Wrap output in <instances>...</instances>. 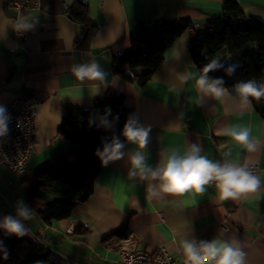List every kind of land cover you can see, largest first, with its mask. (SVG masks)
Segmentation results:
<instances>
[{"label": "crops", "instance_id": "crops-1", "mask_svg": "<svg viewBox=\"0 0 264 264\" xmlns=\"http://www.w3.org/2000/svg\"><path fill=\"white\" fill-rule=\"evenodd\" d=\"M31 1L35 2L19 11L13 0H0V109L16 99L21 104L32 94L40 100L26 178L19 179L0 164V225L11 217L22 225V236L33 241L38 237L35 242L71 264H119L124 239L113 242L111 237L120 228L126 230L131 246L151 253L163 246L181 259L184 241L194 244L207 236L208 243L235 241L245 264H264V117L250 100L242 102L224 86L216 85L225 90L219 99L200 89L196 82L204 75L188 46L205 32L209 18L221 14L224 0ZM237 1L246 15L264 20V0ZM77 3L88 5L92 32V27L71 18L68 8ZM169 18H189L193 29L167 48L151 79L138 86L115 75L113 51L130 46L140 25ZM16 30L23 35L15 36ZM228 58L238 59L225 48L217 53L219 62ZM93 64L100 78L77 77L79 68ZM212 82L207 77V84ZM257 85L261 88L264 82ZM110 89L123 93L133 110L127 125L148 130L145 146L125 137L115 158H109L114 147L109 148L88 198L68 217L46 223L25 199L34 172L69 150V141L59 135L68 109L92 107ZM235 125L251 130L253 151L216 135L217 130ZM193 144L213 163L226 159L257 165L256 191L237 200H221L217 185L209 182L203 193L163 192L162 181L151 173L162 168L173 152L185 156ZM137 153L144 171L132 164ZM6 233L0 226V235Z\"/></svg>", "mask_w": 264, "mask_h": 264}, {"label": "trees", "instance_id": "trees-1", "mask_svg": "<svg viewBox=\"0 0 264 264\" xmlns=\"http://www.w3.org/2000/svg\"><path fill=\"white\" fill-rule=\"evenodd\" d=\"M72 19L92 27L89 7L77 3L68 8ZM194 23L189 18L164 19L152 26L140 25L131 37L130 46L113 51L115 75L144 85L161 64L164 53ZM189 50L202 74L215 81L220 79L231 95L239 83L264 82V20L248 16L237 0H224L219 16L209 18L206 31L189 42ZM236 55L228 66L219 62L221 49ZM216 62L206 74L205 66ZM231 69V74H229ZM264 117V96L257 101L248 98ZM133 110L125 102L123 93L110 89L104 97L96 98L93 106L68 109L59 128V135L70 143L67 152L34 172V182L25 191L28 206L46 223L68 217L73 208L88 198L93 189L101 162L107 150L126 137L127 125ZM127 237L124 228L112 235V241ZM0 264H69L61 256L37 242L17 234L0 235Z\"/></svg>", "mask_w": 264, "mask_h": 264}, {"label": "clouds", "instance_id": "clouds-1", "mask_svg": "<svg viewBox=\"0 0 264 264\" xmlns=\"http://www.w3.org/2000/svg\"><path fill=\"white\" fill-rule=\"evenodd\" d=\"M216 66V62L213 61L205 66L203 71L206 74ZM231 71L229 69V74H231ZM75 74L79 79H83L85 76L100 78L102 75L95 64L91 67H81ZM196 83L200 89L214 94L218 99L225 91L216 86L222 84V80L217 79L211 84H207L206 75L201 76ZM236 91L240 94L242 102L250 103L248 99L250 96L257 101L264 96V85L258 90L251 81L239 83L236 85ZM250 131L247 127L235 125L217 130L216 135L228 136L248 151H253L254 145L249 140ZM4 132V120L0 119V135ZM147 134V129H133L130 125H125L124 135L128 140L138 142L140 148L145 146ZM121 146L116 144L112 150V156L109 158H115L117 150ZM225 155H229V153H225ZM132 164L134 167L144 171L142 157L139 153L132 158ZM246 168L247 165L237 166L231 163H225L224 165L213 163L205 156L200 155V148L193 144L183 157L173 152L167 159L166 164L152 172L151 175L153 178L159 177L162 181L160 189L165 193L182 194L190 189H195L197 193H203L205 191L203 186L215 180L218 182L217 188L221 200H237L245 193L256 191L260 183L259 179L247 171ZM20 215L28 218V213L25 211H21ZM0 226L4 227L9 233H16L18 236L24 234L22 225L11 217H5L3 225ZM234 245L235 241L232 243H221L213 240L211 243L204 244L200 250H197L192 243L183 242L184 252L191 264H208L210 260L215 261V264H245L244 253L238 246ZM201 252L203 254H200Z\"/></svg>", "mask_w": 264, "mask_h": 264}, {"label": "built area", "instance_id": "built-area-1", "mask_svg": "<svg viewBox=\"0 0 264 264\" xmlns=\"http://www.w3.org/2000/svg\"><path fill=\"white\" fill-rule=\"evenodd\" d=\"M34 2L31 0H13V5L19 11H23ZM14 35L21 37L23 32L16 30ZM232 61L231 58L227 59L228 66H231ZM39 105V98L32 94L24 98L21 104L16 99L0 109V119L4 120L5 126V132L0 135V164L5 165L21 180L25 179L29 172V163L34 153L35 127ZM217 163L220 165H224L225 163H231L237 166L247 165L246 170L252 175H256L259 172L257 165L246 162L235 163L222 159ZM210 182L215 185L218 183L215 180ZM126 238L120 247L119 264H191L184 252V248L182 250V258L175 259L163 246L158 247L155 252L151 253L145 249H138L131 246V243L127 242ZM35 241L39 242L40 239L37 237ZM206 243H208V237L203 236L193 245L197 250H200ZM52 252L56 253L54 251ZM200 254L203 253L201 252ZM62 258L71 264L70 260L66 257ZM208 264H215V261L210 260Z\"/></svg>", "mask_w": 264, "mask_h": 264}, {"label": "water", "instance_id": "water-1", "mask_svg": "<svg viewBox=\"0 0 264 264\" xmlns=\"http://www.w3.org/2000/svg\"><path fill=\"white\" fill-rule=\"evenodd\" d=\"M83 28H85V25H82Z\"/></svg>", "mask_w": 264, "mask_h": 264}, {"label": "rangeland", "instance_id": "rangeland-1", "mask_svg": "<svg viewBox=\"0 0 264 264\" xmlns=\"http://www.w3.org/2000/svg\"><path fill=\"white\" fill-rule=\"evenodd\" d=\"M205 31H206V30H205ZM203 33H205V32H203ZM203 33H202V34H203ZM202 34H200V35H202ZM200 35H199V36H200Z\"/></svg>", "mask_w": 264, "mask_h": 264}]
</instances>
